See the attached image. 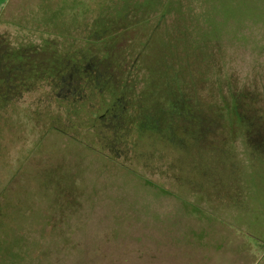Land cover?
Wrapping results in <instances>:
<instances>
[{
  "label": "rangeland",
  "instance_id": "obj_1",
  "mask_svg": "<svg viewBox=\"0 0 264 264\" xmlns=\"http://www.w3.org/2000/svg\"><path fill=\"white\" fill-rule=\"evenodd\" d=\"M26 2L0 4V28ZM166 4L186 7L175 19L171 9L159 15L181 40L172 43L175 60L193 69L213 55L193 71L226 123L222 134L203 142L194 124L164 123L174 109L161 78L157 91L145 88L147 69L138 73L142 99H125L129 112L107 94L70 99L79 102L70 113L67 101L47 99V84L15 99L0 110V264H264V126L250 134L238 118L264 115L255 66L264 59V0ZM157 198L172 213L161 243L130 215Z\"/></svg>",
  "mask_w": 264,
  "mask_h": 264
},
{
  "label": "trees",
  "instance_id": "obj_2",
  "mask_svg": "<svg viewBox=\"0 0 264 264\" xmlns=\"http://www.w3.org/2000/svg\"><path fill=\"white\" fill-rule=\"evenodd\" d=\"M143 1L28 0L22 6L19 4L18 15L13 19L10 17L0 28V110L11 103H19L20 100L15 99L31 95L41 89L42 85L47 84L52 91L47 99H58L61 108L67 101L70 103L68 104L70 113V109L74 112L78 110L74 106L79 103L78 100L70 99H94L95 96L104 98L107 94L112 98L121 99L122 110L129 112L132 104L131 102L126 104L125 99H142L146 89L137 94V86L142 83L138 73L147 66L151 77L147 80L145 88L157 91V80L161 78L165 81L161 86L168 95L163 97L174 109L172 115L165 117L164 123L168 125L176 119L180 127L186 128L194 124L195 128H193L196 129L195 135L198 139L203 142L209 140L214 142L217 134L212 130L218 129L221 133L226 123L222 122L215 106L209 107L208 104L211 103L204 100L201 95L204 89L201 87V80L196 76V71H193L197 68L204 69L202 63L206 59L205 56H210L212 59L213 55L203 54L202 60L194 63L193 69L190 67L191 64L175 60L178 55L172 52V43L174 40H181L174 33L176 29H169L165 15L158 24H147L142 21L138 23L132 21L133 23L130 24L127 17L151 15L150 9L154 13L158 12L155 16H159L160 13L164 14L162 11L167 12L171 9L175 19L179 12L184 15L183 8L186 7L182 6L179 8L181 11H178L169 7L166 0L163 2L151 0L148 4H143ZM133 2L135 3L131 5L130 3ZM155 4L156 8H154ZM140 22L142 23L139 24ZM139 26L143 29L139 30ZM142 32L143 35H148L147 32L152 33L147 41L148 48H151L147 55L143 51L145 42ZM217 42L211 41L210 47H219V44H215ZM161 46L168 48L169 53L160 55ZM221 49L224 50L223 47ZM216 55L217 51L214 56ZM161 63L167 68L156 67ZM255 66L263 72L264 94V59L256 62ZM168 79L173 82V87ZM208 88L212 93V84ZM223 101L225 99L221 100V103ZM42 104L36 105L34 110ZM135 105L134 112L139 114L138 119L141 121L143 105L139 101ZM232 105L230 111L233 112L235 104ZM46 107L49 109L47 105ZM27 108L31 110V107ZM259 116L256 118L255 115L250 117L240 113L238 118L242 123H246L247 130L251 134L250 131L260 129L259 125L264 126V115ZM255 145L259 146L257 142ZM262 147L264 148V140L260 148ZM161 195L164 200L169 198L168 194ZM155 200L158 203L149 201L151 204L149 210H141L143 206L139 205L137 210L130 212V215L138 218L134 220H137L139 225L150 227V230L157 233L160 238L155 236V233H151L147 235L148 239L161 243L171 224L172 213L165 208L166 203L164 206L160 204L163 199ZM150 258L154 259L155 253Z\"/></svg>",
  "mask_w": 264,
  "mask_h": 264
},
{
  "label": "flooded vegetation",
  "instance_id": "obj_3",
  "mask_svg": "<svg viewBox=\"0 0 264 264\" xmlns=\"http://www.w3.org/2000/svg\"><path fill=\"white\" fill-rule=\"evenodd\" d=\"M11 3V0H0V4H1V6H2V9L6 6V5H8V4H10ZM139 18H141V19H139ZM12 19H13V17H12ZM164 19V17L163 16H161V17H159V16H152V15H147V16H143V17H135V16H132V15H128V17H127V20L129 21V23L130 24H132L133 22L132 21H134V22H136L137 21V23L139 22V21H142V22H146L147 24H158V23H160L161 22V20H163ZM142 22H140L139 24H141ZM3 25V24H2ZM139 30L140 29H143V27H141V26H139V28H138ZM144 33L142 32V34L141 35H143ZM147 34L148 35H143L144 36V41L143 42H145V43H143V51H144V53H145V55H147V54H149L150 53V51H151V48H148V45H147V41H148V38H149V36H152V33L150 34V33H148L147 32ZM175 49H172V52H175L174 51ZM161 51H162V49H161ZM162 55H163V52H162ZM172 55H174V54H172ZM159 67L162 69V65H159ZM145 68V67H144ZM146 69L148 70L149 68L146 66ZM144 70V69H143Z\"/></svg>",
  "mask_w": 264,
  "mask_h": 264
}]
</instances>
